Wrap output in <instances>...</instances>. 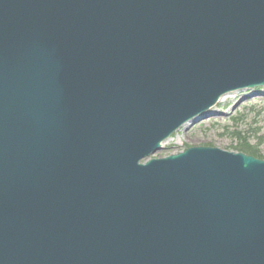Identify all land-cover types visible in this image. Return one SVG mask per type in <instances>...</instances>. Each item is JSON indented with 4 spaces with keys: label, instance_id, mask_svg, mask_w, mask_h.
<instances>
[{
    "label": "water",
    "instance_id": "1",
    "mask_svg": "<svg viewBox=\"0 0 264 264\" xmlns=\"http://www.w3.org/2000/svg\"><path fill=\"white\" fill-rule=\"evenodd\" d=\"M264 88V0H0V264H264V159H149Z\"/></svg>",
    "mask_w": 264,
    "mask_h": 264
},
{
    "label": "rangeland",
    "instance_id": "2",
    "mask_svg": "<svg viewBox=\"0 0 264 264\" xmlns=\"http://www.w3.org/2000/svg\"><path fill=\"white\" fill-rule=\"evenodd\" d=\"M221 100L208 112L207 119L181 127L149 159L165 158L193 147L235 152L237 140L232 133H240L248 144L255 145L257 138L264 135V88L233 92ZM260 150L264 159V147Z\"/></svg>",
    "mask_w": 264,
    "mask_h": 264
},
{
    "label": "trees",
    "instance_id": "3",
    "mask_svg": "<svg viewBox=\"0 0 264 264\" xmlns=\"http://www.w3.org/2000/svg\"><path fill=\"white\" fill-rule=\"evenodd\" d=\"M232 136L237 140L235 152L244 153L255 158H262L260 147H264V135L257 138L255 145L247 143L246 138H243L240 133H232Z\"/></svg>",
    "mask_w": 264,
    "mask_h": 264
},
{
    "label": "bare ground",
    "instance_id": "4",
    "mask_svg": "<svg viewBox=\"0 0 264 264\" xmlns=\"http://www.w3.org/2000/svg\"><path fill=\"white\" fill-rule=\"evenodd\" d=\"M222 102V100L220 101V103Z\"/></svg>",
    "mask_w": 264,
    "mask_h": 264
}]
</instances>
